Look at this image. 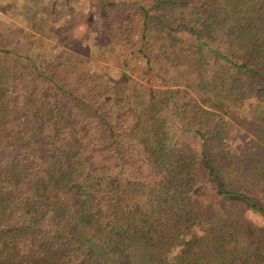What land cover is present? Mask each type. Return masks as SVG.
<instances>
[{
    "label": "trees",
    "instance_id": "trees-1",
    "mask_svg": "<svg viewBox=\"0 0 264 264\" xmlns=\"http://www.w3.org/2000/svg\"><path fill=\"white\" fill-rule=\"evenodd\" d=\"M63 1L0 44V264H264V0Z\"/></svg>",
    "mask_w": 264,
    "mask_h": 264
},
{
    "label": "rangeland",
    "instance_id": "rangeland-1",
    "mask_svg": "<svg viewBox=\"0 0 264 264\" xmlns=\"http://www.w3.org/2000/svg\"><path fill=\"white\" fill-rule=\"evenodd\" d=\"M64 3L65 1L63 0H0V44H9L11 47L12 44L16 45L19 43L18 45L21 48L19 51L26 54L34 52L33 49H38V44H41L44 48L42 53L45 55L49 54L53 48L54 41L58 39V33L49 29L50 23L47 26L44 24V12L47 11L49 13L51 5L61 10V6L68 2ZM69 3L78 8V12H85L87 10L83 0H69ZM54 12L53 8L51 16H53ZM61 21H63L62 18ZM83 22L84 18L80 16L75 18V23H72L75 25L74 33L88 37ZM95 32L97 34L94 41H91L90 47L94 54H102L106 49V43L102 41L98 29ZM61 36L64 38L63 35ZM35 38L40 41L36 44V47L30 48ZM54 54H57V52ZM123 64L125 63L120 58L114 57L109 58L105 63L98 64L94 62L92 69L109 75L115 81V84H119L124 79L121 75V69H124ZM130 66L128 64V67ZM225 120L228 123L227 145L237 157L244 158L248 150L249 136L241 130L239 123L234 117L231 116Z\"/></svg>",
    "mask_w": 264,
    "mask_h": 264
}]
</instances>
